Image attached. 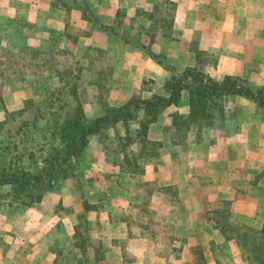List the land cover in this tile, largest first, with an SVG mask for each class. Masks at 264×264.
I'll return each instance as SVG.
<instances>
[{
    "label": "crops",
    "instance_id": "obj_1",
    "mask_svg": "<svg viewBox=\"0 0 264 264\" xmlns=\"http://www.w3.org/2000/svg\"><path fill=\"white\" fill-rule=\"evenodd\" d=\"M64 1L70 6L67 11L53 8L49 0H0V32L6 35L8 42L14 40L18 49L62 52L64 48L72 53L75 64L83 65L76 75L81 79L85 73L88 84L85 90L90 101L82 106L84 122L87 118L84 124L104 113L96 100L99 89L93 83L110 82L113 85L107 86L104 92L109 93L104 99L109 108L120 107L133 94L143 99L158 94L145 87L147 83L158 84L163 92L159 95H164L163 83L173 72L181 73L196 65L197 53L201 54L203 71L214 79L228 75L243 78L237 70V63L243 56L238 55V49L234 47L251 50L253 42L259 40L254 38V33L264 34V0H170L175 9L169 36H164L148 17L157 13L160 0H84L103 26H114L118 14L122 16L123 28L134 41L148 46L154 54L162 55L169 67L166 69L136 44L107 35L85 20L72 0ZM180 18H183V29L177 27ZM74 30L76 34L72 33ZM179 30L187 34L184 36L187 40H192L190 46L182 47L172 41ZM225 34L233 36L225 37ZM94 48L107 60L97 59L92 54ZM167 59L174 63L169 65ZM84 62L91 68H84ZM12 92L22 95L30 90L23 87ZM22 98L20 101L24 100ZM185 99L183 95L179 106L165 108L150 125L148 139L160 145V149L157 156L142 160L141 174L114 165L104 154L98 136L89 135L84 154L77 163L76 176L58 182L33 207L7 205L5 209L0 205V264H54L50 246L64 236L72 238L82 213L88 228L90 264H188L189 259H184L188 257L186 246L182 247L181 254L174 256L165 253L160 245L165 236L172 248H178L180 240L173 237V229L160 228L154 232L145 229L148 221L140 212L144 201L158 215V221L169 226L179 224L180 209L187 210V219L182 217L188 225L209 226L217 235L213 243L222 249L227 260L237 259L240 249L236 241L225 237L216 223L208 220V211L217 209L216 203L220 201H230L233 213L235 199L241 205L249 202L250 206V201L240 196L239 185L248 184L251 177L253 151L248 153L249 149H246V156H243L237 148L234 157L223 152V156L218 155L214 151L201 157L188 154L187 150L182 153L183 150L173 144L170 130L173 115L188 111ZM17 107L9 108L6 104V111L11 112ZM117 128L119 134H124L121 124ZM130 129L134 130L135 125L130 124ZM224 144L233 146L232 141L220 145ZM84 201L94 206L93 210L86 212ZM59 205L64 210V218L56 212ZM194 235L200 242V230ZM205 241L202 239L201 242ZM96 250L99 252L97 257ZM128 257L131 259L127 260ZM209 260V264H217L212 257Z\"/></svg>",
    "mask_w": 264,
    "mask_h": 264
},
{
    "label": "trees",
    "instance_id": "obj_2",
    "mask_svg": "<svg viewBox=\"0 0 264 264\" xmlns=\"http://www.w3.org/2000/svg\"><path fill=\"white\" fill-rule=\"evenodd\" d=\"M49 1L55 9L67 11L70 8L64 0ZM72 2L85 20L103 33L136 44L160 66L169 68L162 55L154 54L148 46L134 41V37L123 28L122 16L118 14L115 25L106 27L98 23L84 0ZM174 9L175 5L170 0H160L156 10L159 15H148L164 36L170 35ZM197 55L196 65L187 67L181 73L173 72L163 83L164 95L155 94L149 99H143L133 94L126 103L116 108H109L104 101L105 97L97 96L104 113L91 123H83L82 103L77 100L72 81L75 77L68 70L57 75L59 85L45 93L44 98L25 102L24 107L17 112L23 119L15 123V128L10 125L13 113L7 112L0 122V187L10 188L13 194L10 205L16 203L33 207L39 204L48 191L68 177L64 173V166L74 169L77 165L84 154L89 135L98 136L104 154L114 165H120L121 168L125 166L131 172L141 174L142 160L157 156L160 149V145L148 139L150 125L156 122L165 108L179 106L184 93L188 96V111L186 115H173L170 130L173 144L183 151L189 148L193 140H200L209 128L225 123L227 101L232 97L252 100L264 111V86L251 88L245 79L238 76L214 79L203 71L199 59L201 54ZM120 124L125 132L116 148L121 150L118 153L123 152L130 158L124 154L121 157L112 156L116 148H111V141L120 136L117 130ZM130 124L135 125L134 130L130 129ZM71 175L75 176V171ZM39 186L42 188L38 190ZM83 207L86 212L94 208L87 201L83 202ZM80 221L71 239L74 241L73 247L78 251L77 264H90L87 223L85 219ZM217 228L225 237L236 241L247 264H264V222L260 228L240 227L230 234L225 231L224 224ZM198 255L200 262L195 260L193 264H208L203 253L198 252ZM216 263L220 264L218 258Z\"/></svg>",
    "mask_w": 264,
    "mask_h": 264
},
{
    "label": "rangeland",
    "instance_id": "obj_3",
    "mask_svg": "<svg viewBox=\"0 0 264 264\" xmlns=\"http://www.w3.org/2000/svg\"><path fill=\"white\" fill-rule=\"evenodd\" d=\"M183 18L178 20L177 27L183 29ZM180 32L175 35L172 41L176 43H180L182 47L190 46L192 40H187V34ZM77 33L76 30L72 31V33ZM235 35V34H234ZM159 39L162 37L157 34ZM156 36V37H157ZM232 37L231 34H225V37ZM254 38H258L259 40H255L253 42V49L251 50H243L241 48H236L237 54L243 56V59H240L237 63V70L242 74V77L245 78L247 83L251 88L259 89L264 86V34L254 33ZM6 43H4V42ZM159 47L162 48V42L159 40ZM233 43V42H232ZM0 118L6 116V104L9 108L12 105H18V107L14 110H11L13 116L11 117L10 125L15 128L16 124L20 122L23 118H20V114L17 113L18 110L24 107L25 102L27 101H37L41 98H44L45 93H48L52 90L54 86L59 85L57 75H62L64 70H68L72 72V76L75 77L73 79L75 84V89L77 93V100L82 103V106L90 101V97L88 93H86V74L81 77H78L77 70L82 68L83 65H78L74 63L73 55L68 50H64L60 52V50L52 49L51 51L40 50L37 48H31L29 50H21L16 48L15 41L11 39V42H8L6 39V35L0 32ZM165 50V49H164ZM235 51V50H234ZM233 51V53H234ZM68 52V53H67ZM93 55L98 59H106L107 57L99 53L97 48H94L92 51ZM174 52V51H171ZM67 62V63H64ZM169 65L174 63L173 61L166 60ZM85 66L87 65L84 62ZM84 68L90 69L91 65H88ZM66 68V69H65ZM80 71V70H79ZM80 75V73H79ZM73 84V83H72ZM95 87L98 89L100 87V93H96L97 96H108L109 93H104L107 86L109 87L111 83H93ZM91 84V85H93ZM111 85L110 87H112ZM29 88L30 93H13L12 91L16 88ZM145 87L152 88L158 94L163 93L160 91V87L158 84H145ZM11 92V93H10ZM186 97V105H188V96L187 93H184ZM23 97V98H22ZM20 98L24 99L20 101ZM105 99V98H104ZM98 100V98L96 99ZM101 106L102 103L97 101ZM90 104V103H88ZM87 104V105H88ZM76 105V102L73 103V106ZM21 107V108H20ZM227 119H225V123L221 126H215L209 128L204 133V136L201 137L200 140H193V142L189 143V148H187L188 154H197L198 157L205 156L206 154H212L213 151L218 155L223 153H227L228 155L234 157V155L238 152H242L243 156H246V149L248 153H252L253 151V160L250 165L254 166L253 172L251 173V177L248 180V184L245 185L242 183L239 185L241 192L239 193L242 196L243 200L248 199L250 201V206L241 205L237 203L235 200V209L232 213L230 211V201L229 202H219L216 203L218 208H212L208 211V220H213L216 223V226L224 224V229L228 234L234 233L240 227H247L250 229L260 228L264 222V162L262 155L264 154V111L259 109L258 106L249 99L243 97H232L227 101ZM20 108V109H18ZM186 115V114H182ZM4 120V119H3ZM1 120V121H3ZM0 121V122H1ZM13 121V122H12ZM87 122V118L85 119ZM83 122V123H85ZM15 126V127H14ZM211 129V130H210ZM220 132H224L223 136L217 135ZM111 137L114 135L110 132ZM120 136L117 139L111 141V148L114 149L121 141L123 134H119ZM200 141L199 143H197ZM229 141L233 142V146H226V144L220 145L223 142ZM212 147V148H210ZM227 147L229 151L226 150ZM215 148V150H213ZM181 150L180 148H178ZM253 149V150H252ZM124 150V149H123ZM119 148H116V153H113V157H121L123 152ZM182 151V150H181ZM211 151V153H209ZM260 151V152H258ZM186 153L183 151L182 153ZM111 153V152H110ZM112 154V153H111ZM187 154V155H188ZM126 157L130 158L127 154ZM252 154L249 156L251 157ZM223 156V154H222ZM234 160V158H233ZM207 164V162H205ZM78 165L72 167L64 166V173L67 174L68 178H71L72 172L78 170ZM202 167V166H201ZM76 176V175H75ZM74 177V176H73ZM42 187L39 186L38 190ZM244 190V191H243ZM12 195L10 192V188L8 186L0 187V205L6 209V206L13 208L23 207L22 205L12 204ZM237 203V204H236ZM61 205L56 207V212L59 217H65V213H63V209ZM211 208V207H210ZM182 215L179 218V224H174L173 226L165 225L161 220L158 221V215L149 208V203L144 201L141 207V216H145L148 224L146 228L151 232L157 229H173V237L179 238L180 241L177 245L178 248H172L170 246V240L165 236L161 238V246H163V251L165 253L174 254L177 256L183 252L182 247L186 246L188 257H184V259H189L188 264H193L195 260L200 262V257H198V252L203 253L205 256L206 262L209 264V259L212 257L213 260H219L220 264H247L244 260L243 255L240 252V256L235 260H227L224 256L223 251L220 247L214 244V240L216 239V234H214L213 230L207 226L204 228L202 226H190L187 224L186 219L187 210H179ZM179 211H176L179 213ZM81 213V212H80ZM79 213V214H80ZM185 213V215H183ZM180 214V213H179ZM184 216V217H182ZM85 219V214L82 213L78 217V224H80L81 219ZM200 230L202 234V239L206 240L205 242L196 241L194 239V232ZM245 231V230H244ZM79 240V239H77ZM208 242V243H207ZM211 242V243H210ZM74 241L71 239V236L62 238L61 240L52 243L50 246V252L54 256V264H77V258L79 257L77 254V249L73 247ZM137 243H135L136 245ZM237 245V243H236ZM217 247V249L215 248ZM238 249H240L238 247ZM220 253V255H219ZM98 251H96V257L98 255ZM230 257H232V253H230ZM215 258V259H214ZM131 258L128 257L127 260ZM215 260V261H216Z\"/></svg>",
    "mask_w": 264,
    "mask_h": 264
}]
</instances>
